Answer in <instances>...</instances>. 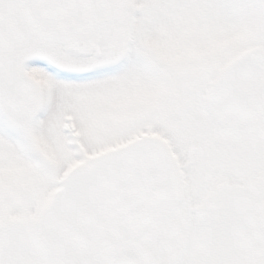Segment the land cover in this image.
I'll return each instance as SVG.
<instances>
[{
  "label": "snow or ice",
  "instance_id": "snow-or-ice-1",
  "mask_svg": "<svg viewBox=\"0 0 264 264\" xmlns=\"http://www.w3.org/2000/svg\"><path fill=\"white\" fill-rule=\"evenodd\" d=\"M0 264H264V0H0Z\"/></svg>",
  "mask_w": 264,
  "mask_h": 264
}]
</instances>
